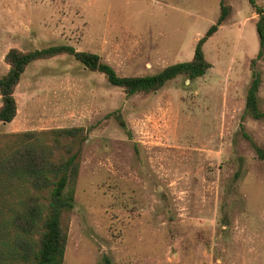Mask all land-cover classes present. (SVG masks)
Instances as JSON below:
<instances>
[{
  "label": "rangeland",
  "instance_id": "1",
  "mask_svg": "<svg viewBox=\"0 0 264 264\" xmlns=\"http://www.w3.org/2000/svg\"><path fill=\"white\" fill-rule=\"evenodd\" d=\"M221 1L0 0V77L11 49L61 44L123 77L156 74L193 59ZM225 4L229 19L204 45L213 67L195 81L128 96L68 55L23 74L0 150L31 131L87 137L63 264H264V162L252 145L264 148V119L246 113L264 0ZM255 70L264 112V56Z\"/></svg>",
  "mask_w": 264,
  "mask_h": 264
},
{
  "label": "trees",
  "instance_id": "2",
  "mask_svg": "<svg viewBox=\"0 0 264 264\" xmlns=\"http://www.w3.org/2000/svg\"><path fill=\"white\" fill-rule=\"evenodd\" d=\"M225 1H221L217 22L198 41L193 59L170 65L153 75L120 76L98 54L80 52L70 45H52L32 51L11 49L5 57L9 71L0 77V122L9 124L16 118L15 90L27 68L34 62L58 56L74 57L88 70L103 74L112 86L123 89L128 96L155 93L180 76L189 81L202 78L213 67L206 59L204 45L231 14V7ZM249 2L256 7L255 0ZM256 9L260 50L251 62L254 72L246 113L255 120H263L264 112L259 103L262 79L255 68L264 56V10ZM117 119L126 129V122L120 116ZM7 138L14 140L15 146L0 150V264H63L68 241L64 219L75 205L82 147L87 140L84 129L31 131ZM49 138L50 144L47 143ZM252 145L257 158L264 162V148L254 142Z\"/></svg>",
  "mask_w": 264,
  "mask_h": 264
},
{
  "label": "crops",
  "instance_id": "3",
  "mask_svg": "<svg viewBox=\"0 0 264 264\" xmlns=\"http://www.w3.org/2000/svg\"><path fill=\"white\" fill-rule=\"evenodd\" d=\"M10 124H12V123H10Z\"/></svg>",
  "mask_w": 264,
  "mask_h": 264
}]
</instances>
